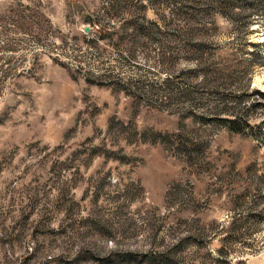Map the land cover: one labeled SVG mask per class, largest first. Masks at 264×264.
<instances>
[{
  "label": "rangeland",
  "instance_id": "rangeland-1",
  "mask_svg": "<svg viewBox=\"0 0 264 264\" xmlns=\"http://www.w3.org/2000/svg\"><path fill=\"white\" fill-rule=\"evenodd\" d=\"M263 85L264 0H0V264H264Z\"/></svg>",
  "mask_w": 264,
  "mask_h": 264
},
{
  "label": "trees",
  "instance_id": "trees-1",
  "mask_svg": "<svg viewBox=\"0 0 264 264\" xmlns=\"http://www.w3.org/2000/svg\"><path fill=\"white\" fill-rule=\"evenodd\" d=\"M209 2L212 3H217V4H221V0H207ZM258 96V99L252 100L249 104H248V109H253L256 106H264V91H256L254 90ZM231 123V125H233L235 123L234 120L229 121ZM218 253H220V249L217 250Z\"/></svg>",
  "mask_w": 264,
  "mask_h": 264
},
{
  "label": "bare ground",
  "instance_id": "bare-ground-1",
  "mask_svg": "<svg viewBox=\"0 0 264 264\" xmlns=\"http://www.w3.org/2000/svg\"><path fill=\"white\" fill-rule=\"evenodd\" d=\"M261 89L264 91V85H263V86H261Z\"/></svg>",
  "mask_w": 264,
  "mask_h": 264
}]
</instances>
